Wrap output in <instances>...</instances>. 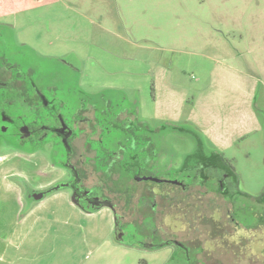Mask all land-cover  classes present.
Returning <instances> with one entry per match:
<instances>
[{"label":"rangeland","instance_id":"374dc122","mask_svg":"<svg viewBox=\"0 0 264 264\" xmlns=\"http://www.w3.org/2000/svg\"><path fill=\"white\" fill-rule=\"evenodd\" d=\"M116 1L117 7L105 3L92 7L91 19L84 10H67L52 1L39 4L29 14L0 17V22L5 23L0 25V32H4L12 43L11 63L36 65L40 89L50 92L51 101L53 94L56 102L64 104L63 108L75 107L83 99L87 104L101 102L100 124L108 132L104 142L105 155L109 157L119 150L126 160L107 171V188H92L90 191L106 200L112 198L109 193L113 192L121 193L124 198L138 193L139 207L146 211L148 206H158V199L182 196L183 191L174 184L137 182L133 177L152 172L158 178L179 179L187 185L194 183L202 133L195 126L186 124V116L179 122L157 121L152 124L151 131L144 126L123 131L114 116L123 110L136 115L141 106L142 114L147 115L154 107V75L158 70L162 73L168 69L172 71L165 77L166 83H173L185 93L208 83L211 70L217 64L204 62L194 53L198 52L200 44L210 43L212 49L223 54L220 51L226 48L222 45L228 44L227 50H233L236 55L232 60L235 57L241 59L243 63L236 61L239 68L244 65L242 69L246 75L259 82L255 111L260 126L250 130L236 146L217 152L226 165V170L217 171L218 176L227 175L230 170L237 177L228 178L227 185L233 203L230 216L241 226L240 232L230 239L231 252L228 254L227 251L225 258L229 260L228 264H264V55L260 49L256 54L253 52L252 47L258 48V44L240 42V36L264 35V20L261 18L264 9L254 14L252 0ZM258 4L264 8V0H259ZM100 15L104 17L102 21ZM111 17L121 20L119 29L107 21L109 24L105 23V19ZM223 20L227 21L224 23ZM8 25L10 29H5L4 26ZM188 49L190 54L184 51ZM221 56L218 55L217 60ZM21 78L16 70L12 81ZM85 91L91 101L86 99ZM22 111L20 105L11 109L14 115H26V119L33 120L32 110ZM135 137L138 140H134ZM151 139L153 162L148 160ZM203 142L209 150L217 151L209 140ZM134 161L139 165H133ZM183 165L184 169L178 172ZM118 175L121 180L116 179ZM64 177L62 171L47 168L45 160L37 154L10 153L1 146L0 251L9 247L10 241L18 245L14 248L18 252L15 250L11 256L26 258L24 262L10 264H214L206 261L208 252L212 251L211 243L206 241L203 247L188 249L182 246L172 253L167 248L155 252L143 247L162 244L175 235V229L181 228L189 236L194 233V229L184 231L183 220L177 222L175 228L172 219L179 213L174 211L156 220L154 208H151L143 212L147 215L145 222L142 220L125 228L129 233L124 236L126 242L140 244V248L125 247L118 242L112 233L114 216L108 209L96 213L93 218H84L78 217L79 212L85 214L83 211H75L59 201L50 203L44 211L57 216V219L44 220V232L38 230L30 234L14 229L17 215L39 211L42 204L40 200L27 199V190L37 192ZM128 180H132L130 187L121 188ZM150 190L153 194H149ZM57 194L70 196L69 190L62 188L47 198ZM190 195L195 194H187ZM222 212L224 215V207ZM46 224L51 226L49 230ZM248 227H259V230L250 233L246 231ZM181 237L187 236L181 234ZM201 238H206L205 234ZM240 239L244 241L238 243ZM96 242L101 244L100 250L95 249Z\"/></svg>","mask_w":264,"mask_h":264},{"label":"flooded vegetation","instance_id":"af4514ba","mask_svg":"<svg viewBox=\"0 0 264 264\" xmlns=\"http://www.w3.org/2000/svg\"><path fill=\"white\" fill-rule=\"evenodd\" d=\"M2 23L0 22L1 26H3ZM4 27L10 29L9 25ZM11 48L10 39L4 32H0V148L2 146L4 150H9L10 153H25L30 156L37 154L45 160L47 168L52 171L60 170L65 176L63 180L49 184L37 192L28 191V189L25 193L27 199H35V197L43 194L40 199L41 202L62 188L69 190L71 202L85 214H96L103 209H108L115 220L112 233L115 234L122 246L129 248H140L141 245L133 244L131 241L126 242L124 236L129 233L125 231V228L142 220L145 222L147 215L143 212L154 208L153 213L157 220L163 215L172 214L174 211L179 213L172 219L176 223L175 228L178 227L177 222L183 220V226L186 229L184 231L188 232L194 229V233L189 236L190 234L183 232L181 228L175 229V235L172 238L162 241L160 245L143 246L144 248L155 252H162L167 248L172 253L177 248L182 249V246L188 247V249L203 247L206 241L211 243L212 249L211 252H208L207 262L226 264L225 262L229 261L225 258L227 251L228 254L231 252L229 248L232 245H229V241L233 239L232 236L235 233L240 232L241 226L234 223L233 217L230 216L233 203L230 199L231 194L227 183L228 178L233 177L235 179L237 177L230 170H228L227 175L218 176L217 171L226 170V165L217 151L200 146L197 155V180L190 185L179 179L158 178L151 174L152 172L145 176L136 174L133 180L137 182L170 183L177 185L183 191L182 196L178 195L172 199H158V206H148L146 211L139 207L138 193L124 198L121 193L113 192L109 193L112 198H107L108 200L96 197L90 190L92 188H107L109 184V181H105L107 171L122 165L126 160L125 155L119 150L109 157L105 155L104 142L108 132L100 124L103 114L101 102L87 104L83 99L75 107L66 109L63 108V103L56 102L53 94L52 101L49 100L48 94L50 92L45 93L37 83V66L26 63L20 66L11 63ZM16 70L22 78L12 81V76ZM85 94L88 95L86 91ZM89 97L90 95L86 99L90 100ZM18 105L23 107V113L25 110L34 112L32 121L26 119V115H14L11 112V109ZM114 119L122 125L123 131L126 129L128 131L134 126H144L151 131L152 124H155L153 118L142 114V106L136 115L130 114L128 110H123L118 112ZM112 126H117V124ZM134 140H138V137H135ZM112 144L113 141L108 145L111 146ZM153 151L151 139L148 158L151 162H153L154 157ZM133 165H139V163L136 164L134 161ZM183 169L184 165L178 172ZM119 176H116V179L119 180L121 178ZM123 183L121 188H127L132 184V180ZM148 192L153 194L152 190ZM187 194H195V197L187 196ZM227 198L229 199L227 200ZM218 202L224 204H218ZM223 207L225 208L224 215L222 214ZM214 215L217 217L215 218ZM232 226H234V230H232ZM258 230L259 227L246 229L250 233ZM181 234L187 237L183 238ZM204 234L206 238H201ZM235 237L237 236L235 235ZM255 238L258 239L253 236V239ZM240 241L244 240L240 239L238 243Z\"/></svg>","mask_w":264,"mask_h":264},{"label":"crops","instance_id":"0c3cea01","mask_svg":"<svg viewBox=\"0 0 264 264\" xmlns=\"http://www.w3.org/2000/svg\"><path fill=\"white\" fill-rule=\"evenodd\" d=\"M49 1L56 2L55 4L63 5L67 10L76 8L84 10L86 16L91 19L90 10L92 7L113 5L117 7L116 0H0V17L11 16L18 13L29 14L31 10L38 8L39 4L49 3ZM259 0H252L251 4L255 9L254 14H257L263 6L258 4ZM264 11V10H263ZM100 12V10H99ZM115 13V12H114ZM101 21L103 20V15ZM264 20V14L261 15ZM90 19H87L89 22ZM111 23L116 29H119L121 20L117 17H111L105 19V23ZM227 20H223L225 23ZM116 36L119 37L117 32ZM191 41V40H190ZM253 42L258 44L253 46V52L258 53L259 49L264 55V35L263 36H240L241 44L243 42ZM222 44V42H220ZM225 47V51L219 54L217 49L210 43H202L198 48V52L194 53L200 55L205 61H213L217 65L213 66L210 74V80L208 83L200 84L196 89L188 90L185 93L184 90H180L171 84V82L165 81V77L172 71H164L163 73L158 70L154 75V107L147 112V116L153 118L155 124L159 122H179L186 116V124H191L198 128L202 133V140H200V146H207L203 141L209 140L211 145L217 148V152H225L232 146H236L241 138L247 136L250 130H254L260 126L259 117L255 111L256 95L259 87V82L253 80V76L246 75L242 67L236 61L242 62L241 59L235 57L232 60V56H236L233 50H227L228 44L222 45ZM221 46V47H222ZM191 47V42H190ZM178 52H183L181 49H177ZM190 54V49L184 50ZM252 51V50H251ZM218 55H222L219 60ZM243 63V62H242ZM170 76H172L170 74ZM187 109V112H186ZM255 125V126H254ZM221 162V160H220ZM59 201L67 206H71L73 210L78 211L74 204L70 200L69 195L61 196L54 195L46 198L40 202V209L36 212H29L23 216L17 215L14 219V229L18 228L20 231L33 233L41 230L44 232L43 222L50 218H56L54 214H47L46 207L53 202ZM71 203V204H70ZM103 211V210H102ZM108 211V210H107ZM78 217L93 218L95 214H82ZM57 219V218H56ZM41 222V223H40ZM50 224L51 221H49ZM113 224V223H112ZM46 229H50V225L46 224ZM112 226V230H113ZM98 231V230H97ZM101 233V229H99ZM12 241V239H11ZM97 243V242H96ZM18 245L11 244L9 241V247L4 251H0V264L5 263H17V261L26 260L24 257L11 256L13 252H18ZM96 250L101 249V244L95 246ZM11 252L6 255V253ZM16 261V262H15Z\"/></svg>","mask_w":264,"mask_h":264},{"label":"water","instance_id":"95a60500","mask_svg":"<svg viewBox=\"0 0 264 264\" xmlns=\"http://www.w3.org/2000/svg\"><path fill=\"white\" fill-rule=\"evenodd\" d=\"M43 197V194L42 195H39L37 197H35L36 200H40L41 198ZM108 205V203H106Z\"/></svg>","mask_w":264,"mask_h":264},{"label":"trees","instance_id":"16d2710c","mask_svg":"<svg viewBox=\"0 0 264 264\" xmlns=\"http://www.w3.org/2000/svg\"><path fill=\"white\" fill-rule=\"evenodd\" d=\"M152 91H153V87H152ZM153 98H154V95H153Z\"/></svg>","mask_w":264,"mask_h":264}]
</instances>
